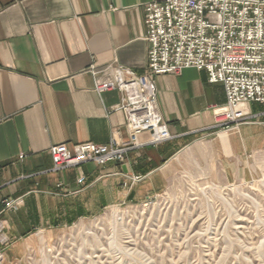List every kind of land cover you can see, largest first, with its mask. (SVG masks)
Here are the masks:
<instances>
[{
	"label": "crops",
	"instance_id": "0c3cea01",
	"mask_svg": "<svg viewBox=\"0 0 264 264\" xmlns=\"http://www.w3.org/2000/svg\"><path fill=\"white\" fill-rule=\"evenodd\" d=\"M152 1L0 0V221L14 240L107 206L153 199L170 184V164L193 143L203 145L228 182L264 174V104L246 106L252 123L215 133L211 107L225 104L227 94L194 68L155 78L171 140L134 149L124 162L53 171V147L107 144L115 131L128 139L117 108L122 96H99L92 66L147 72L144 18ZM17 199V209L3 212V201Z\"/></svg>",
	"mask_w": 264,
	"mask_h": 264
},
{
	"label": "rangeland",
	"instance_id": "374dc122",
	"mask_svg": "<svg viewBox=\"0 0 264 264\" xmlns=\"http://www.w3.org/2000/svg\"><path fill=\"white\" fill-rule=\"evenodd\" d=\"M179 153L170 184L149 201L16 240L5 227L0 264H264V174L228 182L203 145Z\"/></svg>",
	"mask_w": 264,
	"mask_h": 264
},
{
	"label": "built area",
	"instance_id": "2783aa9c",
	"mask_svg": "<svg viewBox=\"0 0 264 264\" xmlns=\"http://www.w3.org/2000/svg\"><path fill=\"white\" fill-rule=\"evenodd\" d=\"M144 22L150 43L148 70L138 74L124 66H92L94 91H119L118 109L125 114L127 140L115 131L109 143L93 142L53 147L54 172L75 170L89 163L98 167L124 162L127 154L145 145L171 140L158 108L155 78L194 68L207 71L212 84L222 83L227 101L212 106L214 129L230 131L250 123L246 106L264 104V0H154L146 4ZM149 134L148 143L140 136ZM138 179V178H136ZM78 185L86 183L82 176ZM20 200L3 201V212L17 209ZM0 221V260L9 237Z\"/></svg>",
	"mask_w": 264,
	"mask_h": 264
}]
</instances>
